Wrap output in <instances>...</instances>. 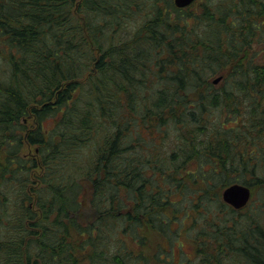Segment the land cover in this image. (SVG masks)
<instances>
[{"label":"trees","instance_id":"obj_1","mask_svg":"<svg viewBox=\"0 0 264 264\" xmlns=\"http://www.w3.org/2000/svg\"><path fill=\"white\" fill-rule=\"evenodd\" d=\"M183 240L178 264H264V0H0V264Z\"/></svg>","mask_w":264,"mask_h":264},{"label":"water","instance_id":"obj_2","mask_svg":"<svg viewBox=\"0 0 264 264\" xmlns=\"http://www.w3.org/2000/svg\"><path fill=\"white\" fill-rule=\"evenodd\" d=\"M195 0H174L175 4L178 7H186L192 4ZM221 80V77H217L214 79L215 83H218ZM252 197V190L249 186L243 183H233L227 186L222 191L223 200L231 205L232 207L239 209L246 206Z\"/></svg>","mask_w":264,"mask_h":264},{"label":"rangeland","instance_id":"obj_3","mask_svg":"<svg viewBox=\"0 0 264 264\" xmlns=\"http://www.w3.org/2000/svg\"><path fill=\"white\" fill-rule=\"evenodd\" d=\"M220 81L218 83L215 84H219ZM256 194V193H255ZM255 194H253V196L251 197L250 202L254 203L255 202ZM89 213V208L88 206H85V210H84V214H88ZM181 232L183 233V231L181 230ZM179 240L176 239L174 241V243H177V241ZM183 247L180 248V243L176 244L173 246L172 250H170L169 255H172L173 258L175 259V263L173 264H178L180 259H183L186 255H194V249L191 245V243L189 241L183 240ZM171 249V248H170ZM181 264H184L183 262Z\"/></svg>","mask_w":264,"mask_h":264}]
</instances>
